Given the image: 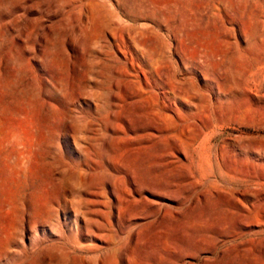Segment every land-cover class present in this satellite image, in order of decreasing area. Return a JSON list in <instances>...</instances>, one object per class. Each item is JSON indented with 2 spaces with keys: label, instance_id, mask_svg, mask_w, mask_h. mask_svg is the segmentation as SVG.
Here are the masks:
<instances>
[{
  "label": "rangeland",
  "instance_id": "1",
  "mask_svg": "<svg viewBox=\"0 0 264 264\" xmlns=\"http://www.w3.org/2000/svg\"><path fill=\"white\" fill-rule=\"evenodd\" d=\"M134 52L211 101L179 148ZM0 264H264V0H0Z\"/></svg>",
  "mask_w": 264,
  "mask_h": 264
},
{
  "label": "bare ground",
  "instance_id": "2",
  "mask_svg": "<svg viewBox=\"0 0 264 264\" xmlns=\"http://www.w3.org/2000/svg\"><path fill=\"white\" fill-rule=\"evenodd\" d=\"M122 40H120L121 42L120 41L119 42L122 43ZM126 43L129 44L128 42H126ZM224 43L226 44V42H224ZM123 45H126V44L124 43ZM131 49H134V48H131ZM193 52H194V57H200V52H198L196 50H193ZM134 54L136 56H138L135 52H134ZM204 54H205V52H204ZM222 54H223V52H222ZM123 55H126V53ZM210 56L206 55L207 58H210ZM223 56H224V54H223ZM123 59H125L127 61L126 56H125V58L123 56ZM123 59H122V61H124ZM201 59L203 60V58H201ZM135 60H137V61H135ZM140 60H141V57H139V56L136 57V59L135 58L131 59V62L129 63L130 68H128V67L127 68L133 72L132 74L129 73L128 70L125 71L124 74L122 72L115 71L116 72L115 80H114L115 85L118 87V84H119L118 81L119 80H120L119 82L122 81L124 83V86H123L124 97H125L126 101L128 100V105L135 108L134 109V115L137 117L138 121L140 122V124L138 126L139 132H143L144 136L150 137V138L155 137V135L153 133H158L159 138L161 140L173 141L175 146L177 148H179L178 145L181 146L183 144V141L181 140V136L183 135V133H188V132H191V131L197 129L196 122H198V120L200 121V119H202L203 117L206 116V114L208 113V110L210 109L209 105H210L211 101L203 99L200 94L198 95V93L200 91L198 93L196 92L197 93L196 94V93H192V91L190 90L191 91V93H190L188 91L190 88L189 89L187 88L188 90H185L181 87H178L177 86L178 81L176 79L177 73H175V74L172 73V75H170L168 72L169 66L166 64V62L164 60L154 61L153 59L147 58L145 60H142V65H140L138 63ZM177 62H179V61H177ZM202 62H204V60ZM212 62H214V61H212ZM190 63H192V61ZM204 63H206V62H204ZM215 63H213V65H215ZM210 64H211V62H210ZM124 65H125V63H124ZM182 65H185V64H182ZM216 65H217V63H216ZM185 66H187V65H185ZM215 67H213V68H215ZM211 68H212V66H211ZM179 69H181V68H179ZM206 73H207V71H206ZM206 73L202 72L200 74L205 77ZM164 76H165V79H164ZM208 76H210V75H208ZM210 77H212V76H210ZM129 78H135L136 80H129ZM185 82L187 83V81H185ZM188 82H189V79H188ZM156 87H161L164 90L169 89V91H168L169 93L167 92V90H165V92H163V93L161 92V95H159V94H157L151 90L153 88L156 89ZM216 88H217V86H216ZM147 89H149V90H147ZM213 89H214V87H213ZM197 90H199V89L197 88ZM197 90H195V91H197ZM193 100L196 102H192ZM167 112H171L173 116H171L170 114H167ZM188 121L191 122V128L183 127L181 124H179V123L188 122ZM186 125H188V124H186ZM161 140H160V142H162ZM176 142H179L178 145ZM173 148H174V145H173ZM239 194L246 201L249 198L257 197V196H255V193L250 188L247 190H243L242 192H239ZM234 200L235 199H233V201ZM236 202H237V200H236ZM244 208H246V207H244ZM241 211L245 212L246 209L245 210L241 209Z\"/></svg>",
  "mask_w": 264,
  "mask_h": 264
}]
</instances>
